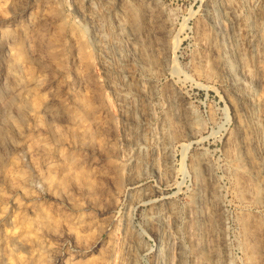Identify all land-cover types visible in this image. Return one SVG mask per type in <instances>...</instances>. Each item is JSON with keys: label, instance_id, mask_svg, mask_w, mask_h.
Masks as SVG:
<instances>
[{"label": "rangeland", "instance_id": "obj_1", "mask_svg": "<svg viewBox=\"0 0 264 264\" xmlns=\"http://www.w3.org/2000/svg\"><path fill=\"white\" fill-rule=\"evenodd\" d=\"M0 264H264V0H0Z\"/></svg>", "mask_w": 264, "mask_h": 264}]
</instances>
